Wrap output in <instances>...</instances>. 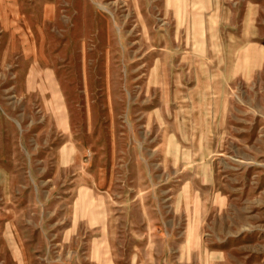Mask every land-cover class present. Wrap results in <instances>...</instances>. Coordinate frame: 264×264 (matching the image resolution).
Segmentation results:
<instances>
[{
  "label": "rangeland",
  "instance_id": "374dc122",
  "mask_svg": "<svg viewBox=\"0 0 264 264\" xmlns=\"http://www.w3.org/2000/svg\"><path fill=\"white\" fill-rule=\"evenodd\" d=\"M264 0H0V264H264Z\"/></svg>",
  "mask_w": 264,
  "mask_h": 264
},
{
  "label": "bare ground",
  "instance_id": "6f19581e",
  "mask_svg": "<svg viewBox=\"0 0 264 264\" xmlns=\"http://www.w3.org/2000/svg\"><path fill=\"white\" fill-rule=\"evenodd\" d=\"M263 55H264V50L261 47H259L258 49L256 48L250 49L248 52V57L253 62L258 60V58Z\"/></svg>",
  "mask_w": 264,
  "mask_h": 264
}]
</instances>
